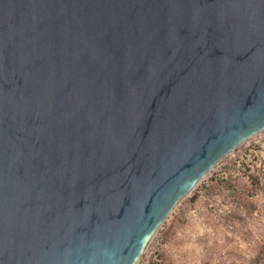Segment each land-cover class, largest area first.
Here are the masks:
<instances>
[{"label":"water","instance_id":"water-1","mask_svg":"<svg viewBox=\"0 0 264 264\" xmlns=\"http://www.w3.org/2000/svg\"><path fill=\"white\" fill-rule=\"evenodd\" d=\"M264 129V0H0V264H136Z\"/></svg>","mask_w":264,"mask_h":264},{"label":"rangeland","instance_id":"rangeland-1","mask_svg":"<svg viewBox=\"0 0 264 264\" xmlns=\"http://www.w3.org/2000/svg\"><path fill=\"white\" fill-rule=\"evenodd\" d=\"M136 264H264V129L179 201Z\"/></svg>","mask_w":264,"mask_h":264}]
</instances>
